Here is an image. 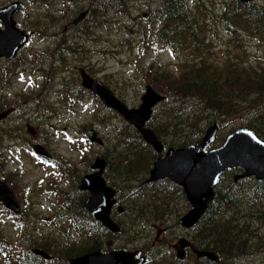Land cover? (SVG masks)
Wrapping results in <instances>:
<instances>
[{
	"label": "rangeland",
	"instance_id": "374dc122",
	"mask_svg": "<svg viewBox=\"0 0 264 264\" xmlns=\"http://www.w3.org/2000/svg\"><path fill=\"white\" fill-rule=\"evenodd\" d=\"M137 1H139L136 9L137 13L134 14V7L130 9V13L134 16L133 20H130V18L125 19L120 14L113 12L112 17H108L107 21L100 22L102 25L106 24L104 28L97 30L95 36L91 35L85 39L81 50L83 56L79 59L78 56L71 57V59L65 61V65H62V63L58 64V61H55L59 57L55 56V54L63 39V32L75 34L88 29L87 26H90V23L96 17V15H92L93 8L91 7L94 0H0V9L14 2H18L21 5L14 15V20L17 27L25 31L30 37L28 46L16 58L11 61L0 59V74L4 82L0 86V113L12 109L11 115L0 122V177L11 183L10 186L22 203L24 199H31L33 214L30 215L27 221L35 222V226L31 224L30 229L39 228L38 233H51L53 228L50 230L46 229L47 225H36V221L39 218L37 215H51L50 213L60 206L58 205L59 201L62 202L61 195H64L62 191L69 192L72 188L71 183L68 182L60 193L59 191L55 192L59 188L61 181L58 180V177L55 178L53 176V169L36 164L35 160L31 158L23 147L33 149V145L40 146L43 150L49 152V156L54 155L57 157V163L55 164H60L62 161L69 162L70 169L72 171L77 170L78 173L85 172L89 167L91 168L96 161V157L101 152L115 153L112 160L116 162L118 160L117 152L125 151L129 148L123 145L124 137L120 138L115 128L116 126L120 127L121 130L126 132L124 128H126L127 124L100 102L94 94L85 93L84 97L79 98L82 101L80 104L72 103L73 99L76 100V96L80 93L79 88L81 87V78L74 68L77 69L83 64L87 65L88 72L110 87L120 100L126 102L130 108H138L141 104V97L145 93V87L149 84L145 75L150 64H162L164 65V72L176 74L178 71H182V66L185 63H188L185 61L184 56L187 53L182 54L179 51L163 50L160 48L161 46L158 47L151 41L150 32H148L150 45L143 47L141 43L138 44L136 41L137 37L146 36L144 28L146 27L149 30L154 25L155 22L152 20L156 16L154 10L160 6V1L151 0V2H145V0H136V3ZM189 1L193 5L195 13L203 15L209 9L211 16L215 18V22L219 20L217 25H211L208 21L209 43L213 44L211 49L213 55L210 58L213 59L214 64L223 66L228 58H231L238 63L241 62L238 60L243 59V61L251 63L255 67L264 66L263 43L248 37L243 32L238 33L237 36L228 32L226 22L221 21L223 13L221 0H200L202 5L205 3L204 9L199 10L200 12L195 9L196 5L194 2L196 0ZM249 1L264 6V0ZM147 3H150V8L147 7ZM90 11L89 16L86 15L84 18L89 20V23L73 25V21L78 18L80 13ZM97 22H99V17ZM1 23L0 25H2ZM41 23H45V29L41 28L43 27ZM158 24H155V26L157 27ZM96 29H99V26ZM137 31H141V33L138 35ZM64 66H71L72 68L65 71ZM4 67H6L8 73H3ZM50 67H55L57 74L55 73L54 76L56 78L48 79V73L45 70ZM64 85L71 87L73 91L76 87L75 92L72 94L69 91L70 89L68 90ZM60 88L62 90H57ZM159 94L161 93L159 92ZM161 95L165 96L164 94ZM166 104L163 103L155 109V116L153 117L155 124H157V115L162 117L164 110H168L165 106ZM191 104L194 103H184V107H180V103L175 105V108H179V111L175 113L172 111L173 107L169 106L171 110L167 111L168 116L174 117L173 125L179 124V126L177 127V135L174 136L172 133L167 137L161 136L164 142L179 145V142L176 141L178 137L185 139L186 136L185 144L187 146L190 145L192 138H188L193 135V130L188 125L194 122L193 113L198 110V106L194 105V109L191 112L183 113L182 110ZM40 109L41 111H39ZM251 114V112H245L238 117L240 121L235 120L231 124L221 123L213 115L205 119L201 123L202 133H206L214 123L217 125L216 143L211 144L210 148H213V146L219 147L231 133L244 127L248 128L245 123ZM150 126L154 128L152 124ZM29 128L35 129L34 134L30 133ZM55 130H57L56 133ZM93 138L101 141L102 144L92 140ZM202 138L199 139L198 137L191 144H199ZM139 149L140 153L141 150L146 153V150L142 147ZM130 159L132 160V158ZM235 174H238V172ZM235 174L233 175L235 176ZM230 176L231 173L225 175L218 189L219 192L225 191L228 186L227 180H231ZM115 179L128 180V177L126 175L124 177L116 176ZM128 185L131 186L130 181L124 184L125 188H128ZM53 188L57 189L52 190ZM154 189L158 188L153 186L141 190L145 194L147 191L152 194L155 191ZM27 191L30 193L29 195ZM182 191L179 189L176 191L177 193L173 194L176 202L174 201L168 207L169 213H176L179 218L189 210L186 197ZM231 195L236 196L239 193L234 192ZM136 198V195H132L130 200ZM48 205L50 206L48 207ZM175 210H178V213ZM219 216L220 218L223 217L221 212ZM168 219L169 221L167 223L165 221L163 225L157 223L160 227L165 225L169 228L167 235L163 237V245H159L157 250L160 251V255L164 256L165 260L163 259L162 261L164 264H175V261H173L174 255L169 249L185 233L182 232L181 227L179 228L178 219L174 222L171 221V217ZM121 220L120 218L117 222L120 223V226L122 224L123 235L119 233V235L115 236L116 239L107 238L103 239L102 242L106 243L105 245L111 243V248L115 247L114 249L117 251H124L123 247L127 242L123 247H118L117 245L125 240L128 241L131 235L135 234L137 236L139 234L137 237H140L142 233L144 234V232L148 231L146 238L142 237L140 239V243L147 247L148 250L143 248V246L140 248L142 252L147 251L153 254L151 247H154L155 234L157 236V231L159 230H156L157 227L155 226L157 224L146 220L142 225H135L131 221L130 227L124 220ZM207 222L209 223L210 221L207 220ZM252 224L256 227L257 222H252ZM0 227L6 232L4 236L10 242H18V240L20 242V238L26 233L24 228L18 229L12 221L0 223ZM253 234L255 236L252 242L247 243L245 246L243 240L238 244H240L241 248H249L254 255L250 254V258H243L233 264L264 263V252H258L260 251V246L264 244V235L260 237L256 232ZM58 235H60V232ZM96 237L104 238L105 235L101 233L96 235ZM120 239L122 240L118 241ZM127 245L129 250L126 251L132 253L130 248H133L134 245L132 243ZM85 246L89 248L90 245L87 244ZM104 248L110 249L107 246ZM178 251L180 253V248H178ZM256 252L258 253L256 254ZM131 259L132 256L130 255V261ZM4 260L6 259H0V264ZM141 260L144 262V259ZM194 262L190 260L184 264H195ZM224 264H227V262L225 261Z\"/></svg>",
	"mask_w": 264,
	"mask_h": 264
},
{
	"label": "trees",
	"instance_id": "16d2710c",
	"mask_svg": "<svg viewBox=\"0 0 264 264\" xmlns=\"http://www.w3.org/2000/svg\"><path fill=\"white\" fill-rule=\"evenodd\" d=\"M147 1L151 2V0H145V2ZM159 1L160 6L155 8L154 13L156 16L152 19L155 22L154 25L151 26L149 30H147L146 27L144 28L145 37L138 36L141 31H137L138 37L136 41L138 44L141 43L143 47L145 45H150L148 38V32H150L152 36L151 41L156 46H161L160 48L163 50L173 52L179 51L182 54L187 53V55L184 56L185 61L188 63H185L182 66V71H178L176 74H171L167 71L164 72V65L162 64H150L147 69L145 77L148 82L152 84L158 92L167 97V104L165 106L168 110H164L162 117L157 115V124H155L156 122L153 121V119L151 120V124L154 126L155 130L163 137H167L172 133L174 136L177 135V127L179 124L173 125L174 117L168 116L167 112L171 110L169 106L173 107L172 111L175 113L179 111V108H175V105L180 103V107H184V103L193 102L194 104L182 110L183 113L191 112V110L194 109V105L198 106V110L193 113L194 122L188 125V127L193 130V135L191 137L188 136V139L192 138L190 145L195 139L198 137L200 139L203 134H205L201 131V123L209 118V116L212 117V115L216 116L221 123L231 124L235 122V120H238V117L245 112H251L252 114L245 125L264 138V66L260 68L255 67L253 64L243 61V59L238 60L241 61L238 63L234 62L231 58H228L226 64L223 66L214 64L213 59L210 58V56L213 55L211 51L213 44L209 43L208 24L214 21L212 24L217 25L219 22H215V18L212 17L209 12L210 10L206 9L207 11L203 15H199L195 13L193 5L189 3V0H157V2ZM221 1L223 4L222 21L228 24V32L234 36L243 32L248 37L257 39V41L262 42L264 45V6L253 2L247 3V1L242 0ZM194 3L196 5V11L204 9V4L202 5L200 0H196ZM138 4L139 1L136 3V0H94L91 7L93 8L92 15H96L95 19L90 23V26H87V30L75 34L63 32V39L57 47L55 54V56L57 55L59 57H57L55 61L63 65V61L66 59L65 57H67V55L73 51V53H75L76 49L80 47L81 43H83L86 38H89L91 35L95 36L97 30H101L106 26V24L102 25L100 22L107 21L108 17H112L113 12L120 14L125 19L130 18V20H133L134 16L130 13V9L134 7V14H136ZM146 5L150 8V3ZM90 13L91 11L89 14ZM194 15H196V17ZM210 16L212 18H210ZM98 17L99 22H97ZM89 22V20L85 19L82 23L86 24ZM157 23L159 24L156 27L155 24ZM41 25L43 26L41 28L45 29V23H41ZM97 26H99V29H96ZM50 68L45 70L48 74L55 71V67ZM43 71L44 70H42V72ZM4 72L8 73L6 67H4L3 73ZM53 77L54 76H52V78ZM3 83L0 74V86H2L1 84ZM64 86L68 90L70 89L69 91L72 94L76 90V87L73 91L71 87L67 85ZM79 89L80 93L77 97H82L85 93H88V91L81 87ZM39 111H41V109ZM115 128L118 129L117 127ZM125 130L126 132L120 130L118 136L120 138L124 137V143L122 142L123 145H125V140L129 141L130 153L127 155H129V158H132V160L130 159L131 163H129L127 167L130 168V171L128 173L125 168L121 172V176L124 177V175H126L128 180L114 179V183L118 189L120 188L121 197L124 198L126 192L124 184L129 181L131 182V186L128 185L130 188V195L137 196L134 200H130V198L127 200L132 215V223L135 225H142L146 220L154 223L155 221L152 220V217L158 218L161 217L162 214L169 212L168 207L175 201L173 194L179 189L182 191V188L169 182L171 191L168 194L163 192L164 188L160 185L155 186L158 189H154L155 191L152 194H150L149 191L145 194L143 190H141L139 184L146 177L148 169H150L155 159V154L150 153V151H152L151 147L143 141L141 135L135 128L128 126ZM176 141L179 142V145L174 143L176 147L187 146V144H185L186 136L185 139L178 137ZM140 147L146 150V153H143L142 150L140 153ZM122 157L125 156L123 155ZM223 179L224 178H222V180ZM247 181H251V186L243 196L237 195L233 197L228 190L224 192H219L217 190V196L213 203V207L206 215L204 223L203 221L200 222L201 229L197 233L199 234L197 238L199 239L200 235H203L199 240L201 243L203 239L209 240L205 243L208 244L209 250L216 252L219 256L220 262L218 264H224L225 261L227 264H233L241 261L243 258H248L252 252L249 248H241L238 243L244 240L243 244L246 246L247 243L253 241L255 236L253 233L256 232L260 237L264 234V186L259 183L255 184L256 181L253 179ZM240 190L241 185L237 186L233 193L239 192ZM182 193L184 192L182 191ZM59 205L61 206L62 203ZM70 206L71 204H66L64 208L67 210ZM220 212L223 216L222 218L219 216ZM207 220L210 222L208 223ZM252 222H257L256 227L252 225ZM130 223H128V225L131 227ZM72 229H74V231H69L68 235L63 239L60 236H53L49 246H46L43 240L42 244H40L41 241L38 240L39 238H36L34 242L35 245L32 244L29 246L30 248L34 246L41 247L49 251V254L53 256L52 260L34 261L37 256L31 252L29 253V251L26 254L21 251L16 253L15 257L9 262L5 261L4 263L69 264V259L75 256L91 251L94 252L99 249L107 251L104 248L106 243L104 244L102 242L103 239L109 238L107 230L100 223L94 222V219L88 216V214L78 215L75 221L72 220L70 230ZM123 232L124 230L122 228L120 235H123ZM101 233H104V238L96 237V235ZM147 234V232H144L139 238L132 235L129 238L127 237L129 242L126 243L125 240L122 242L123 244L120 243L117 246L123 247L126 243L123 249L128 250L127 244L132 243L134 246L130 248V250H141L140 247H142L143 244L139 243L140 239L143 236L146 238ZM3 240L6 241L5 239L0 240V252L11 250L12 246L4 243ZM121 240L122 239L118 241ZM87 244L90 245L89 248L85 246ZM143 248L147 250V247L144 245ZM258 252H264V244L260 246V251ZM258 252H256V254Z\"/></svg>",
	"mask_w": 264,
	"mask_h": 264
},
{
	"label": "water",
	"instance_id": "95a60500",
	"mask_svg": "<svg viewBox=\"0 0 264 264\" xmlns=\"http://www.w3.org/2000/svg\"><path fill=\"white\" fill-rule=\"evenodd\" d=\"M19 7V3L15 2L0 9V21L4 26V30L0 28V58L12 60L28 42V36L16 27L14 20V15ZM87 13L80 14L73 24L77 25L82 22ZM81 75L84 87L98 95L108 107L121 114L138 129L144 140L157 153H162L163 144L159 136L153 129L146 127V123L152 117L153 108L164 101V97L160 96L151 86H148L146 94L142 97L143 104L140 108L129 109L102 82L90 77L83 69H81ZM10 113L9 110L0 114V121L7 118ZM216 133L217 125L215 124L207 131L200 144L182 149L171 148L167 155L160 157L155 162L154 168L150 172L151 177L147 181L150 183L168 178L184 189L191 206L189 212L180 222L185 228L193 227L206 214L215 199V190L225 172L236 167L242 168L245 173L241 177L255 176L258 181L264 182V141L260 140L252 130L241 129L231 134L222 147L207 151L208 147L215 141ZM92 140L102 144L101 141L95 138ZM36 150L42 155H48L41 147L37 146ZM92 168L100 171L84 177L79 186L81 190L91 193L84 207L105 228L118 233L120 228L111 218V210L116 203V191L108 187L102 178L103 171L106 168L105 160L100 157L97 158ZM0 201H3L7 207L20 212L14 192L2 181H0ZM183 242L185 240H180L179 246L175 245V248H180L182 253L186 245ZM195 252L199 257H207L212 261H218L215 254L198 252L196 249ZM35 253L49 258L44 252L35 250ZM130 255L132 256L131 261ZM134 256V254L124 252L109 254L96 252L74 259L71 263L140 264L142 260L140 262L134 261Z\"/></svg>",
	"mask_w": 264,
	"mask_h": 264
},
{
	"label": "flooded vegetation",
	"instance_id": "af4514ba",
	"mask_svg": "<svg viewBox=\"0 0 264 264\" xmlns=\"http://www.w3.org/2000/svg\"><path fill=\"white\" fill-rule=\"evenodd\" d=\"M83 46H84V42L81 43L80 47L76 49V52L75 53H73L74 52L73 51L72 53H70L69 55H67V57H65L67 59H65L63 61V65H65V61L71 59V57H77L78 56V59L81 58L83 56V53L81 52ZM64 67H65V70L66 71L69 70L70 68H72L71 66H64ZM82 68H85L86 71L88 72L87 65L83 64L81 67H78L77 69L74 68V70H76L75 72L78 74V76H80L79 75V71ZM55 73L56 72L53 71V73H50L48 75H49V77H52V76H54ZM162 144H163V151H162V153H160V154L156 153L155 154L154 151H153L154 149H151L152 151H150L151 154L152 153L155 154V159L153 160L150 169H148V173L153 168L156 159H158V158L163 157L164 155H166L171 148L177 149V147H176V145L174 143L173 144H168V143L162 141ZM125 147H129V141L128 140H125ZM128 153H130L129 150L117 152L118 160L116 162H114L112 160L113 154H115V153H111V152H108V153L107 152L106 153L105 152H101L100 155H98L96 157V159L100 157V158H102V159L105 160L106 168L103 171L102 178L104 179L106 185L109 183L107 185L108 187H110V188L113 187L112 189H114L116 191L115 200H116V203L118 205L115 203V205L113 206V208L111 210V218L116 222V221H119V219L122 217L121 219L124 220L127 224L130 223L131 222V219H132V216H130L131 215L130 206H128V202H127L128 198L131 197V195H130V188L129 187L126 188V192H125L124 198H122L120 196V189H118L117 186L115 185V183H114L115 180L114 179H115L116 176H121L122 170H124L129 165V163H131L130 158H129V155H127ZM120 155L121 156L124 155L125 157H121ZM50 158H51V159H49L50 161H48L49 166H58L60 168V169H53V171H54L53 176H55V178L58 177V180L61 181V184H60L59 188L57 190H55V192L59 191V193H60L61 192V189H63L68 184V182L71 183V188H72V190H70L69 192H66L65 190L62 191V193H64V195L63 194L61 195L62 202L59 201V204L61 202L62 205L61 206H58L55 209V211H52V213H50L51 215H47V216L37 215V217H39V218L36 221V225H39V226H41V225H47L46 229H50V230L53 228V232L51 231V233H47V234H45V232L44 233H38L37 231L39 230V228L30 229L31 224L33 226H35V222L27 221V219L30 217V215L33 214V205H32L31 199H24V201L22 203V201L19 200L18 197L16 196L13 188L10 186V183L6 179L4 180V179H2L0 177V181L5 182L8 185V187L14 192V194H15V196L17 198V202H18V205H19V211H20V212H17L15 210L7 207V205L3 201H0V223H6L7 221H12L13 224L18 229L24 228V230L26 232L20 238L21 239L20 242H19V240H18V242L17 241L10 242L4 236V234L6 235V232L0 227L1 228V230H0V240L1 239H5L6 241L3 240L4 243L9 244L10 246H12V249L11 250H6L5 252H0V259H3V258L6 259V260H4V262L5 261L6 262H9L11 259H13L15 257L16 253L21 252V251L25 252V254L28 253V251H29V253L31 252L35 256H37V258H35L34 261H43V260L50 261V260L53 259V256H51L49 254L50 253L49 251H47V250L44 251L45 249H43L41 247H36V246H34L33 248H30L29 247L32 244L35 245L34 242H35L36 238H39L38 240L41 241L40 244H42V240H43V243H45L46 246H49L51 244V241L53 239V236H60L63 239L64 237H66L68 235V232L69 231L70 232H73L74 231V229L70 230V225H71L72 220L75 221V218L78 215H81V214H85L86 215V214H88V216H90L93 219H95L92 216V214L90 212H88L85 209V207H84L85 202L90 197L91 193L89 191L82 192L83 190H81L79 188V186L81 184V180L84 177H86L88 175L96 174L100 170L99 169H93L92 168V166L94 165V163H93L92 166H91V168L89 167L88 170H86L85 172L78 173L77 170L72 171L70 169L69 162H66V161L63 162L62 161L60 164H55V163H57V157H55L54 155H52V156H50ZM129 171H130V168L127 167V172L129 173ZM148 173H147V175H148ZM74 175H75V177H73ZM148 178H149V175H148L147 178H145L146 180L143 183L140 184V187L142 189L150 188L151 186L153 187L154 185L156 186V185L159 184L160 186H162L164 188L163 192L165 194H168L171 191V189L169 187L170 180L164 179V180H161V181H156V182H152V183H149V184H144L148 180ZM262 186H264V185H262ZM87 192H89V193H87ZM84 193L86 194V196H85ZM27 194L29 195L30 193L27 191ZM88 195H89V197H88ZM66 204H71L70 208L67 209V210L64 208L66 206ZM187 204H188V201H187ZM49 206L50 205H48V207ZM169 217H172V220H174V221L178 219V226H179V228L180 227L183 228L184 231L182 230V232H184L185 234L187 232V235L182 234L183 236L180 237L181 240H185V242H183V243L186 244L184 246V248H183V253L181 252V254H179V252L176 249L174 250L173 249V246H172L173 244L171 245L172 248L170 246V252H172L174 254L175 264H178V262L180 264L181 263H183V264L184 263H188L189 260H194L195 261V264H207V263L212 264L213 261L210 260L209 258H207V257H199L196 254L195 249L198 252H202V253L213 252V251L209 250L210 248H209V246H207L208 245L207 243H204V242L201 243L197 237H195V236H193L191 234L192 228L189 229V228H184L183 226H181L180 220H181V217L182 216L179 218L174 213L166 212L165 214H162L161 217H158V218H153L152 217V220H154L155 222H157L159 224L160 223L163 224L165 221H166V223L169 221L168 220ZM95 221L97 222L96 219L94 220V222ZM116 223H118V222H116ZM118 224H120V223H118ZM156 227L159 230L157 231L158 234H157L156 240L154 242V247L151 248V250L153 251V254H151L152 255L151 260H150V256L151 255H150L149 252L147 253V251H144L142 253V250H138V252H139L138 257L141 258V257L146 256L144 258L147 260V263L149 262L148 264H152V263L162 264L160 262H162V260H163L162 259L163 256L160 255V251L157 250V247H158V245H163V243H162L163 237L165 235H167L168 227H166L165 225H164V227L163 226H161V227L160 226H156ZM160 228H162V229H160ZM59 232H60V235H58ZM188 233H190V235ZM107 235H108L109 239L115 237V234H113V232L112 231H109V230H107ZM184 236H186L187 239ZM180 238H178L177 241H179ZM189 240H191V241H189ZM111 242H112V240H111ZM156 243L157 244L158 243H161V244L156 245ZM20 244H22V246H20ZM201 245H204V246L202 247ZM109 246L110 247H107L108 249L112 247V244L110 243ZM201 247H202V249H201ZM35 250L46 253L49 256V258H45V257H43L42 255H40L38 253L36 254L35 253ZM157 254H159V255H157ZM179 256H180V258H179ZM186 256H188V257L186 258ZM195 257H196V259H195ZM154 260H155V262H154ZM185 260H188V261H185ZM156 261H158V262H156ZM4 262H2V264H5ZM219 262H220V258L218 256V261H216L215 263L213 262V263L214 264H217ZM171 264H174V263H171Z\"/></svg>",
	"mask_w": 264,
	"mask_h": 264
},
{
	"label": "bare ground",
	"instance_id": "6f19581e",
	"mask_svg": "<svg viewBox=\"0 0 264 264\" xmlns=\"http://www.w3.org/2000/svg\"><path fill=\"white\" fill-rule=\"evenodd\" d=\"M125 1H126V0H125ZM162 1H163V0H162ZM226 1H227V0H226ZM229 1H230V0H229ZM130 2H131V1H130ZM189 3H190V2H189ZM189 3H188V4H189ZM234 3H235V2H234ZM247 3H248V2H247ZM204 5H205V3H204ZM197 6H198V5H197ZM126 7H127V6H126ZM187 7H188V5H187ZM199 7H201V6H199ZM226 7H227V5H226ZM199 9H200V8H199ZM189 10H191V9H189ZM192 10H193V8H192ZM200 11H201V10H200ZM200 11H199V12H200ZM224 11H225V10H224ZM228 11H229V9H228ZM156 12H157V11H156ZM209 12H210V11H209ZM210 13H211V12H210ZM189 15H190V14H189ZM194 16L196 17V15H194ZM194 16H193V17H194ZM226 16H227V15H226ZM197 17H198V16H197ZM212 17H213V16H212ZM212 17L210 16V18H212ZM192 19H193V18H192ZM193 21H194V20H193ZM221 21H222V20H221ZM198 22H199V21H198ZM213 22H214V21H213ZM217 22H218V21H217ZM222 22H223V21H222ZM199 24H200V23H199ZM211 24H212V23H211ZM226 24H227V23H226ZM201 25H202V24H201ZM227 25H228V24H227ZM193 26H194V25H193ZM199 26H200V25H199ZM196 28H197V27H196ZM197 34H198V33H197ZM198 37H199V36H198ZM199 38H200V37H199ZM204 40H205V39H204ZM72 59H73V58H72ZM250 64H251V63H250ZM190 65H191V64H190ZM50 69H51V68H50ZM58 69H59V68H58ZM52 72H53V71H52ZM56 74H57V73H56ZM241 120H243V119H241ZM238 121H240V120H238ZM236 123H237V122H236ZM244 128H245V127H244ZM262 128H263V127H262ZM88 136H89V135H88ZM224 137H225V136H224ZM226 138H227V137H226ZM89 139H90V138H89ZM100 139H101V138H100ZM94 144H95V143H94ZM99 146H100V145H99ZM102 146H103V145H102ZM104 147H105V146H104ZM109 150H110V149H109ZM112 150H113V149H112ZM105 153H106V152H105ZM107 153H108V152H107ZM107 164H108V163H107ZM105 172H106V171H105ZM235 173H236V172H235ZM104 177H105V176H104ZM105 178H106V177H105ZM167 180H168V179H167ZM108 184H109V183H108ZM108 184H107V185H108ZM158 185H159V184H158ZM158 185H157V186H158ZM154 186H155V185H154ZM151 187H152V186H151ZM112 188H113V187H112ZM161 188H162V187H161ZM77 190H78V189H77ZM82 192H84V191H82ZM85 193H86V192H85ZM85 193H84V194H85ZM87 193H89V192H87ZM81 196H82V195H81ZM85 196H86V194H85ZM90 196H91V195H90ZM88 197H89V195H88ZM83 198H84V197H83ZM77 199H78V198H77ZM82 200H83V199H82ZM84 200H85V199H84ZM177 201H179V200H177ZM77 202H78V201H77ZM175 202H176V201H175ZM186 202H187V201H186ZM82 203H83V202H82ZM116 204H117V203H116ZM117 205H118V204H117ZM186 205H187V204H186ZM114 208H115V207H114ZM175 208H176V207H175ZM180 209H181V207H180ZM118 210H119V209H118ZM175 211H176V210H175ZM177 211H178V210H177ZM177 211H176V212H177ZM113 212H114V211H113ZM121 212H122V211H121ZM114 213H115V212H114ZM117 213H118V212H117ZM177 213H178V212H177ZM120 214H121V213H120ZM120 214H119V215H120ZM174 214L177 216L176 213H174ZM112 216H113V215H112ZM116 216H117V215H116ZM130 216H132V215H130ZM172 216H173V215H172ZM115 218H116V217H115ZM121 218H122V217H121ZM175 218H176V217H175ZM175 218H174V219H175ZM150 219H151V218H150ZM171 219H172V217H171ZM115 220H116V219H115ZM119 220H120V219H119ZM168 220H169V219H168ZM121 221H122V220H121ZM171 221L174 222V220H171ZM116 222H117V221H116ZM260 222H261V221H260ZM118 223H119V222H118ZM154 223H155V222H154ZM176 223H177V221H176ZM152 224H153V223H152ZM152 224H151V225H152ZM156 224H157V222H156ZM157 225H158V224H157ZM157 225H156V226H157ZM252 225H253V224H252ZM262 225H263V224H262ZM123 226H124V225H123ZM156 226H155V227H156ZM258 226H259V225H258ZM143 229H144V228H143ZM154 229H155V228H154ZM157 229H158V228H156V230H157ZM160 229H162V228H160ZM168 229H169V228H168ZM128 230H129V229H128ZM148 230H149V228H148ZM156 230H155V231H156ZM164 230H165V229H164ZM182 230H183V228H182ZM261 230H263V229H261ZM145 231H146V230H145ZM150 231H151V230H150ZM183 231H184V230H183ZM126 232H127V230H126ZM142 232H143V231H142ZM152 232H153V231H152ZM262 232H263V231H262ZM139 233H140V232H139ZM147 233H148V231H147ZM163 233H164V232H163ZM126 234H128V233H126ZM132 234H134V233H132ZM157 234H158V233H157ZM186 234H187V232H186ZM188 234L190 235V233H188ZM134 235H135V234H134ZM136 235H137V234H136ZM147 235H148V234H147ZM147 235H146V236H147ZM131 236H132V235H131ZM126 237H127V236H126ZM136 237H137V236H136ZM136 237H135V238H136ZM140 237H141V236H140ZM143 237H144V236H143ZM155 237H156V234H155ZM191 237H192V236H191ZM138 238H139V237H138ZM138 238H137V239H138ZM151 238H154V237H151ZM165 238H166V237H165ZM193 238H194V237H193ZM123 239H124V238H123ZM163 239H164V238H163ZM180 239H181V238H180ZM186 239H187V237H186ZM131 240H132V239H131ZM134 240H135V239H134ZM144 240H146V239H144ZM148 240H150V239H148ZM151 240H152V239H151ZM151 240H150V241H151ZM192 240H193V239H192ZM138 241H139V240H138ZM142 241H143V240H142ZM189 241H191V240H189ZM125 242H128V241H125ZM134 242H136V241H134ZM153 242H155V240H154ZM160 242H161V241H160ZM139 243H140V242H139ZM139 243H138V244H139ZM192 243H193V242H192ZM122 244H123V243H122ZM145 244H146V243H145ZM151 245H152V243H151ZM156 245H157V243H156ZM195 245H196V244H195ZM195 245H194V246H195ZM139 246H140V245H139ZM142 246H143V245H142ZM158 246H159V245H158ZM198 246H199V245H198ZM198 246H197V247H198ZM201 246L203 247L204 245H201ZM202 247H201V249H202ZM141 248H142V247H141ZM149 248H150V247H149ZM151 248H152V247H151ZM158 248H159V247H158ZM171 248H172V246H171ZM145 249H146V248H145ZM154 249H155V248H154ZM187 249H188V248H187ZM205 249H206V248H205ZM128 250H129V249H128ZM128 250H127V251H128ZM136 250H137V249H136ZM147 250H148V248H147ZM155 250H156V249H155ZM169 250H170V249H169ZM174 250H175V249H174ZM199 250H200V249H199ZM206 250H207V249H206ZM44 251H46V250H44ZM124 251H126V250L124 249ZM127 251H126V252H127ZM143 251H144V249H143ZM162 252H163V250H162ZM186 252H187V251H186ZM186 252H185V253H186ZM142 253H143V252H142ZM147 253H148V252H147ZM156 253H157V252H156ZM158 253H159V252H158ZM192 253H193V252H192ZM192 253H191V254H192ZM215 253H216V252H215ZM145 255H146V254H145ZM150 255H151V254H150ZM173 255H174V254H173ZM193 255H194V254H193ZM252 255H254V254H252ZM147 256H148V255H147ZM161 256H163V255H161ZM144 257H146V256H144ZM151 257H152V255L150 256V260H151ZM157 257H158V256H157ZM159 257H160V256H159ZM163 257H164V256H163ZM170 257H173V256H170ZM187 257H188V256H186V258H187ZM167 258H168V257H167ZM179 258H180V256H179ZM249 258H250V256H249ZM253 258H254V256H253ZM162 259L165 260V258H162ZM171 259H172V258H171ZM173 259H174V258H173ZM183 259H184V258H183ZM193 259H194V258H193ZM195 259H196V257H195ZM156 260H157V259H156ZM167 260H168V259H167ZM201 260H202V259H201ZM247 260H248V259H247ZM158 261H159V260H158ZM158 261H156V262H158ZM162 261H163V260H162ZM173 261H174V260H173ZM173 261H172V262H173ZM185 261H188V260H185ZM189 261H190V260H189ZM193 261H194V260H193ZM154 262H155V260H154ZM166 262H167V261H166ZM166 262H165V263H166ZM177 262H178V261H177ZM204 262H205V261H204ZM210 262H211V261H210ZM148 263H149V262H148ZM148 263H147V264H148ZM160 263L164 264L163 262H160ZM194 263H195V262H194ZM202 263H203V262H202ZM212 263H213V262H212ZM214 263H215V262H214ZM178 264H180V263L178 262ZM181 264H182V263H181ZM207 264H209V263H207ZM217 264H218V263H217ZM244 264H245V263H244ZM263 264H264V263H263Z\"/></svg>",
	"mask_w": 264,
	"mask_h": 264
}]
</instances>
